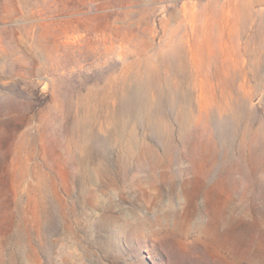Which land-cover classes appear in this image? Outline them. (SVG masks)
Here are the masks:
<instances>
[{
	"label": "rangeland",
	"instance_id": "rangeland-1",
	"mask_svg": "<svg viewBox=\"0 0 264 264\" xmlns=\"http://www.w3.org/2000/svg\"><path fill=\"white\" fill-rule=\"evenodd\" d=\"M0 264H264V0H0Z\"/></svg>",
	"mask_w": 264,
	"mask_h": 264
},
{
	"label": "bare ground",
	"instance_id": "bare-ground-1",
	"mask_svg": "<svg viewBox=\"0 0 264 264\" xmlns=\"http://www.w3.org/2000/svg\"><path fill=\"white\" fill-rule=\"evenodd\" d=\"M216 76H217V75H216ZM158 79H159V78H158ZM111 81L114 83L113 80H111ZM146 84H147V83H146ZM162 100H163V101H166V100H167V101H169V102H172V100L170 99V96H168V97L165 98V99L162 98ZM180 101H181V100H180ZM180 101H179V102H180ZM176 102H177V100H176ZM220 108H221V107H220ZM222 110H223V109H222ZM181 112H182V111H181ZM181 112H180V116H182V113H181ZM222 112H223V111H222ZM183 114H184V113H183ZM186 114H187V113H185V114L182 116V117H184V119H185V121L183 122V124H186V123L190 120V117L187 116ZM183 124H182V125H183ZM164 125H165V124H164ZM160 130H161V128L158 129L157 132H158V133H161Z\"/></svg>",
	"mask_w": 264,
	"mask_h": 264
}]
</instances>
